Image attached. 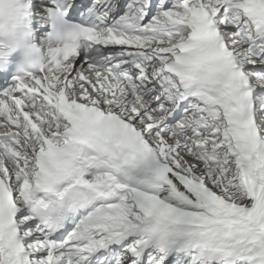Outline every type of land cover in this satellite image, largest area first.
I'll use <instances>...</instances> for the list:
<instances>
[{
	"label": "snow or ice",
	"instance_id": "1",
	"mask_svg": "<svg viewBox=\"0 0 264 264\" xmlns=\"http://www.w3.org/2000/svg\"><path fill=\"white\" fill-rule=\"evenodd\" d=\"M0 264H264V0H0Z\"/></svg>",
	"mask_w": 264,
	"mask_h": 264
},
{
	"label": "clouds",
	"instance_id": "2",
	"mask_svg": "<svg viewBox=\"0 0 264 264\" xmlns=\"http://www.w3.org/2000/svg\"><path fill=\"white\" fill-rule=\"evenodd\" d=\"M0 47L17 55L18 64L25 69L30 68V61L44 63L48 59V42L43 38L37 39L23 17L13 25L0 29Z\"/></svg>",
	"mask_w": 264,
	"mask_h": 264
}]
</instances>
